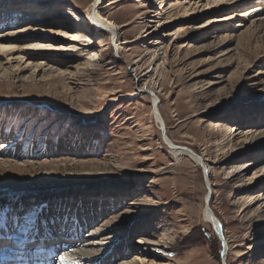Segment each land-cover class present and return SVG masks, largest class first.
<instances>
[{
	"label": "rangeland",
	"instance_id": "374dc122",
	"mask_svg": "<svg viewBox=\"0 0 264 264\" xmlns=\"http://www.w3.org/2000/svg\"><path fill=\"white\" fill-rule=\"evenodd\" d=\"M91 1L21 0L22 5H16L14 0H7L4 4L10 11L1 8L3 15L10 16L17 11L27 18L30 10L37 14L28 24L3 27L0 36L10 37L11 41L28 38L18 37L30 33L21 34L19 29L28 27L26 25H37L38 29L31 34L44 36L40 29H58L56 26L61 25V28L66 26L62 24L69 23L67 16L55 19L53 15L67 9L76 14L86 12ZM114 1L106 3L102 12L115 21L119 39H126L119 55L107 32L98 43L44 36L56 39L63 50L30 52V55L35 54L36 61L59 62L54 71L45 68L37 72L36 88L32 91L21 80L22 76L30 74V68L23 64L25 58L22 62L15 60L17 56L0 59L8 69L7 78L13 79L10 84L0 80V117H3L0 120V170L12 167L0 172V191L4 194L0 198V227L8 228L0 230L1 248H21L27 238L33 240L32 244H44L40 233L48 228L52 235L49 236L53 237L55 223L62 220L58 219L60 216L68 223L59 232L68 240L66 237L77 230L80 223L77 224V220L84 218L76 212V207H85L84 202L90 200L91 203H104L101 207L104 213L112 206L117 208L105 216L98 215L101 218L96 226H88L82 231L84 235L65 245L64 249L70 247V250L78 244L87 248L88 243L102 242L98 239L102 235L112 237L96 247L101 250L98 257L84 258L82 264H89L90 260L95 264H123L136 260L139 264H263L264 216L260 199L261 195L264 197V176L257 178L256 184L228 185L219 171L208 169L206 172L202 165L194 164L188 157L175 161L164 146L163 133L159 123L151 117L150 109L152 99L157 98L166 134L174 143L195 151L204 159L209 157L217 161L226 155L229 149L223 148V136L227 139L231 130L237 129L233 125L239 104H264V47L258 43V40L263 41V33L256 35L255 30L247 29L248 16H252L251 21L264 17V0L245 4L233 0L230 4L213 5L208 9H204L205 0ZM187 3L191 4L188 10L192 9L194 14L185 17L188 14L177 5L186 7ZM254 7L259 11L250 12L245 19L234 17L229 22L209 25L211 19L223 15L225 9H230V15ZM219 9L223 10L217 11ZM168 15L171 18L166 20ZM38 19H49V22L41 23ZM50 21L59 24L54 26ZM201 24L209 26L193 29ZM223 25L236 31L230 33L235 38L226 46L236 47L237 44L241 51L249 44L254 45L250 53H254V59H260H256L246 77L260 73L254 80L256 85L250 86L252 79H241L239 70L243 63L237 56L231 54L232 58L228 59L219 56L224 47L219 48L215 37L221 34L219 30ZM146 30L152 34L143 36ZM91 31L86 36L94 39ZM156 41L164 50L152 57L151 45ZM165 50L167 56L163 63ZM91 51H96L99 57L90 60ZM86 62L90 63L86 65ZM156 67L157 71L159 68L161 73L163 71V79L154 72ZM67 74L75 75L69 78ZM144 74L151 76L150 85L148 78L139 80ZM258 121L259 118L256 123ZM217 122L224 130L213 140L207 125ZM237 137L239 135H231V144ZM58 143L62 144L61 148L56 147ZM62 148L65 150L61 151ZM253 155L250 153L236 162H248L254 159ZM3 162L7 166H2ZM29 167L38 169V174L28 172ZM140 170L143 173L140 174ZM137 175H141L140 180ZM69 187L75 189L72 195L67 194ZM89 191L95 194L90 195ZM12 192L31 194V208L19 210ZM109 192L112 197H108ZM55 193L65 198L55 197L59 204L74 203L68 215L67 211L62 215L64 204L62 209L50 206L56 201L48 195ZM207 197L210 210L221 224L223 240L228 242V254L204 217ZM132 200L141 205H129ZM36 208L40 209V214L26 219ZM140 229L163 244V251H151V244H137L140 235L136 232ZM62 230L67 232L64 234ZM5 231L10 233L5 235ZM28 249H34V245ZM0 254L2 261L8 258V251H0Z\"/></svg>",
	"mask_w": 264,
	"mask_h": 264
},
{
	"label": "bare ground",
	"instance_id": "6f19581e",
	"mask_svg": "<svg viewBox=\"0 0 264 264\" xmlns=\"http://www.w3.org/2000/svg\"><path fill=\"white\" fill-rule=\"evenodd\" d=\"M36 1H38V2H42V1L50 2L51 0H36ZM116 1H119V0H116ZM116 1H114V2H116ZM231 1H233V0H205L204 1L205 2L204 9H206V8L208 9L210 6H211V8L214 6L215 7L220 6L223 3L224 4H230ZM249 1H254V0H240V2L244 3V4L249 2ZM5 2H7V0L6 1L0 0V6H3V7H5L4 9H7V11H10V9L6 6V4H4ZM14 3H16V5H22L21 0H14ZM106 3L110 4V3H112V0L110 2H108V0L107 1L106 0H93V1H91L90 5L88 6L86 12L81 11L77 14L74 12H72V13L69 12L70 11L69 9H67L65 11L62 10L61 12H59L60 14L53 15V18H55V17L60 18L63 16H67L71 21L69 20V23H66L64 25L62 24V26L66 25L65 27L59 28L61 25H58L59 24L58 22L50 21L51 25H54V26L58 25V26H56L58 29H54V28L53 29L50 28L49 30L48 29L47 30L46 29H44V30L40 29L39 31H41V33H43V35L47 36V37L48 36H55V37H59L62 39H69L72 42H76V41L84 42L83 40L85 39V41H87V42L94 41L95 43L101 42L100 40H101L102 34L107 32V34H109V39H110L111 45L114 48V51L117 53V55H119V52L121 51L120 46L126 39L125 38L119 39L120 38V36L118 34L119 28L117 27L115 21L111 17L105 15L102 12V8L106 5ZM9 4H11L10 1H9ZM162 4H163V2H161L160 5H162ZM187 5L188 6H186V7L181 6V5H179V6L177 5L178 9L180 8L183 11V13L188 14L185 17L191 16L192 14H194V12H192L193 11L192 9L188 10L191 7V4L187 3ZM222 10L223 9H219L217 11H222ZM30 11H31V13L29 14V16H27V18H26V16L23 15V13H20V12L18 14H14V15L12 14V16H10V17H9V15H7V13H4L3 18L0 20V28H3V27L8 28V26H12L14 24H18V26L28 24L29 22H31V20H32L31 18H33L32 16H35L37 14L36 12H34L32 10H30ZM229 11H230V9L223 10L222 12L224 14L221 16H218V17H213L211 19V22H209L210 23L209 25L214 26L215 24L217 25L219 23H224L227 21L229 22L234 17L245 19L246 16L250 15V12L252 13V12L259 11V9L257 7L255 9V7H254V8L249 9V10L239 11L238 14L236 13V14H230V15L228 14ZM214 13H215V11H214ZM251 17L248 16V18H247L249 20V22H248L249 25H248L247 29L255 30L254 32H256V35L263 33L262 38H264V17L261 18V20H252V21L250 20ZM166 18H167L166 20L170 19L171 15L170 16L168 15ZM36 21H37V19L35 20V22ZM38 21H40L41 23H44V22H49V19L48 20L38 19ZM35 22L33 21V24ZM160 22L161 21H159V24H160ZM70 25H71V27H70ZM207 25H204V24L203 25L202 24L197 25V26L193 27V29L194 30L195 29L196 30H202V29H205V27ZM26 26H28V27L19 29V30H21V34H23L24 32H30V33L25 34V35H20L18 37L22 36V37H28V38L11 41L10 37L6 38V37L0 36V44L9 45L14 49V51H11V52L0 53V59L4 56L8 57L10 59L14 58V56L15 57L16 56H23L25 58V61L23 62V64L26 63L27 66L30 68L29 69L30 74L27 76L26 75L22 76L21 80H22V83L28 84L29 90L32 91L33 89L36 88L35 81H36L37 72L41 71L43 69L45 70V68L49 72L54 71L53 69L55 67H57V65H59V62H54L52 60H47L46 62L36 61L35 54L30 55V52H34V53H41V52H50L51 53V52H54V53H56V52H62L63 47H62V45H58V43L56 42L57 41L56 39H48L50 37L46 38L42 35L31 34L32 32H35L38 29L37 25H35L33 27H31L30 25H26ZM228 26L227 25L221 26V29L219 30L221 32V34H217L215 37L217 39L218 46L220 45L219 48L224 47L223 51L220 50L221 53L219 56L221 58L224 57L227 59L234 57V55L237 56L238 60L240 59V61H242V63H243V65L240 67V70L238 69L240 72L241 79H243V81H245L247 79H252V81H251L252 83H250V86H254V85H256V81H254V80L255 79L257 80L260 73H258L257 74L258 76L256 75L255 77L252 76V77L248 78L246 76L249 74L250 70L254 66V62H256V59H260V58L257 57L254 59V53H252V54L250 53L251 48H254V45H252V44H249V46L248 47L246 46V48L244 47V50H241V51L239 50V46L237 44H236V47L226 46L232 42L233 38H235V36H233L230 33L236 32V31H231ZM239 26H241V25H239ZM72 27H74L75 29ZM122 27H125V25H123ZM92 28L94 31H91ZM187 28H190V27H186V29ZM90 31L94 35V39H92V38L89 39V37L86 36V33L88 34V33H90ZM148 33L149 32L147 30L144 31L143 36L147 35ZM151 34L152 33H149L147 36H150ZM178 34H181V32H178ZM239 40H240V38H239ZM258 43L260 44L261 47H264V39H263V41L258 40ZM23 45H24V47H23ZM30 45H43V47L32 48V47H29ZM160 45H161V43H159L157 41L155 42V44L151 45V50L153 52L152 57H154L155 54L158 53V51L164 50V49H161V47H159ZM147 49H149V48H147ZM166 53L167 52L165 50L163 53L165 58L161 59L163 63L166 60V56H167ZM91 54L92 55L89 56L90 60L99 57V54L96 53V51H91ZM229 55H231L232 57L231 56L229 57ZM157 57L158 56H156V58ZM156 58H154V60H156ZM15 60H18V59L15 58ZM23 60H18V62H22ZM139 61L141 62V60H139ZM89 63L90 62H86L85 64L88 65ZM163 63L161 65H163ZM134 65H137V64H134ZM75 71L78 72L79 69L75 68ZM154 72H156V73L158 72V76L163 79V77H164L163 71L161 73L160 68L157 71V67H156ZM7 74H8V69L4 68V66L2 65V63L0 61V80H2L3 82H8L10 84V81H12L13 79L7 78L8 77ZM148 74H144V75L140 76L141 78H139V80H142L143 78H148V80H150V81H148V85H150L151 84V76L150 75L147 76ZM67 75L69 76V78H72V75H75V74H72V75L67 74ZM145 84H147V83H145ZM145 84H143V86ZM209 85H212V83H210ZM142 89H143V87H142ZM145 89L148 90L150 88H145ZM150 90H152V89H150ZM156 99L157 98H153L151 101L152 102V106L150 109L151 117L153 118V120H155L157 123H159L158 124L159 128H161L160 130L163 133L162 140H163L164 146H166V148L173 155L175 161L180 160V157H188L194 164L202 165L203 169L206 172L208 171V169L211 171L212 170L219 171L220 173L223 174L222 180L225 181V183L228 185L240 184L241 186H243V185L246 186L245 183H247V185H251L253 183L256 184L257 181H255V180L257 178L261 177L262 175L264 176V113L262 114V111H264L263 110L264 104L260 105V103H257V104L244 105L242 103L243 104L242 106H241V103L239 104L240 109L238 110V112L236 114L235 123L233 125L234 127H237V129L236 130L232 129L231 130L232 134L231 133L228 134L227 139L225 136H223V141L225 142V145H223L224 146L223 148L227 147L229 149V152L226 155H224L221 159H218L216 161L215 159L214 160L209 159V157L208 158L205 157L206 159H204V156L196 153L193 150H190L189 148H187L185 146L178 145V144L174 143L167 136L166 125H165L163 117L159 111V103L160 102L158 103V101ZM258 118H259V121L256 123V119H258ZM162 122H163L164 126L162 125ZM207 127L211 128V130L209 132H210V135L212 136L213 140L217 137V135L219 134L220 131L222 132L224 130L221 123H218V122L215 123L214 125L209 123L207 125ZM246 128H247V130H246ZM231 135H235V136L239 135V137H237V141L233 142L234 144H231V141H232V139H230ZM61 146H62V144L58 143L56 147L61 148ZM64 150H65V148H62L61 151H64ZM250 153L254 154L253 155L254 159L249 160L248 162H245V160H243V161L240 160L241 162H236L238 160V158L245 159L247 157V155ZM3 163L4 164H2V166L3 165L7 166V164H5V162H3ZM27 165L30 166L29 164H27ZM212 165H215V166H212ZM4 168H6V169H4L3 171L0 170V172L4 173L8 170V168L12 169V167H8V168L4 167ZM28 169H29L28 172L32 173L33 175L38 174V172H37L38 169L35 170L33 167H29ZM64 170H66V169H64ZM96 171H98V170H96ZM251 171H253V173H252V176L249 178L248 175ZM67 172L70 173L69 170H67ZM138 172L141 174V173H143V170H140ZM95 173H97V172H95ZM61 174H62V172H61ZM140 177H141V175L136 176V178H138L139 180L141 179ZM247 177H248L247 182H245V179ZM208 180H209V183L211 185L209 177H208ZM69 188H67V189H69L67 191L68 192L67 194L72 195L75 192V189L72 187H69ZM12 193L13 194L15 193L14 195L12 194L13 196H15V198L13 200H18L17 201L18 203L15 202V205L18 206L19 210L23 211V210H25V208L29 209L31 207V204H30L32 201V199L30 198L31 194L28 196V193H17V192H12ZM89 193H90V195L95 194V193L93 194V191H89ZM10 194H11V192H10ZM3 195H4L3 191H0V198H2ZM57 195H58V193H55V194L48 195V197L50 199L52 197H54V198L58 197L60 199H65L64 197H59ZM87 195H88V193H87ZM112 196H113V194H111L109 192L108 197H112ZM36 197H38V196H36ZM261 197L262 198L260 199V201H262V204L260 207L262 210V214L264 216V197H263V195H261ZM29 198L31 200H27ZM39 198L41 199L42 197L40 196L37 199H39ZM70 198H73V196ZM209 200L210 199L207 197L206 202H207V207L209 210L207 208L204 209V217H205L207 222H210L213 218H215L216 221L220 224L219 220L217 219V217L215 216L213 211L210 210V208H209V203H208ZM53 201L51 202V205H50L52 208L56 209V208H58V206H61L60 209H62L63 208L62 204H64L66 206L67 209L66 208L64 209L65 211L63 212L62 215H64V213L68 209L70 212L71 211L70 210L71 204H74V203H64V202L59 204V202L56 201V198H55V201H56V202H54V203H56V205H55L53 203ZM84 204H85L84 205L85 207H83V205H81V206L79 205L80 207H76V209H77L76 212L78 214L81 213L84 218L81 220L80 219L77 220V224L79 222L80 223L77 225V230L73 231V234L71 235V237L69 239H75L77 237L80 238L82 235H84L82 231L85 230L88 226H91V225L96 226V221L99 218H101L98 215L103 214V216H105V215H107V213L109 211H112L113 209L117 208V206H112L107 211L105 210V213H104V210L102 212V209H101V207H102V205H104V203H93V202L91 203V201L89 200V201H85ZM129 205L138 207L141 204L137 203V201H135V200L134 201L132 200L129 203ZM61 218H62L61 221L59 220L57 223H55L54 230H55L57 235H56L55 240L52 239V240H54V242L51 243V247L47 248L46 251L43 252L42 255L40 254V252H39V254H37V251L33 254H30L31 264H46V263L58 264V258L60 255H62V252H66L65 255H67L70 259L78 260L79 264H82L81 263L82 259L94 258L98 254H100V251H101V250L99 251V249H97V248H99L105 242H109V240H112L111 239L112 237L110 238L109 235L106 234L105 236L102 235L101 236L102 238H98L102 242H99V240L93 241L92 243H88L87 248H86V246H82V245L78 244L75 246V248H73L71 250H70V247L67 249H64V247L67 244L69 239L66 240L65 237L63 236V234H60L59 231H60V229L65 228L66 227L65 224H67L68 222H67V220L64 219V216H60L58 219H61ZM51 220H53V219H51ZM17 221H20V220L17 219ZM145 221L146 220L142 221L141 224L143 225L145 223ZM4 228H6V227L2 226V227H0V230L4 229ZM6 229H8V228H6ZM98 231H99V229H98ZM98 231L95 234H97ZM6 233L9 234L10 231H7ZM136 233L140 235V237H139L140 239H139V242L137 244H144V243L145 244H151V245H153V248L151 249V251H153V250H162L163 251V249H164L163 244L161 245V244H159V242L153 240L150 236H148L147 232H145L143 229L137 230ZM5 239L9 240L10 238L5 237ZM75 241L76 240H74V241L72 240L70 242L74 243ZM23 243H24V245H23L24 248L27 246V250H25V251H22V246H21V248H16V249H10V248L6 249V248H1V246H0V251H8V253H12V255L8 256V258H6L0 264H22V263L27 262L28 260L25 257L20 259L19 254H22L21 252H23V254H24L28 251H31L28 249V246L30 247V245H33L32 244L33 240H30V238H27L23 241ZM224 244H225L224 248L227 249V254H228V249H229L228 245H227L228 242L225 243V241H224ZM39 249H42V247ZM35 257H37V258H35ZM141 262H143V261H141ZM89 264H95V263L92 262V260H90ZM123 264H139V261L136 260V261L126 262ZM149 264H154V263L151 262Z\"/></svg>",
	"mask_w": 264,
	"mask_h": 264
},
{
	"label": "snow or ice",
	"instance_id": "6c2138e0",
	"mask_svg": "<svg viewBox=\"0 0 264 264\" xmlns=\"http://www.w3.org/2000/svg\"><path fill=\"white\" fill-rule=\"evenodd\" d=\"M29 47L39 48V47H43V45H30ZM11 51H14V49L11 46L6 44H0V53L11 52ZM16 59L23 60L24 57L17 56ZM39 214H40L39 208L33 209L30 216L26 217V219H31L32 217H35ZM58 264H79V261L75 259H70L67 255L62 254L58 258Z\"/></svg>",
	"mask_w": 264,
	"mask_h": 264
},
{
	"label": "water",
	"instance_id": "95a60500",
	"mask_svg": "<svg viewBox=\"0 0 264 264\" xmlns=\"http://www.w3.org/2000/svg\"><path fill=\"white\" fill-rule=\"evenodd\" d=\"M206 208L208 209L207 202H206ZM208 223H210L212 225V228H213L214 232L216 233L217 237L221 240V242L223 243V246H225L224 240H223V236H222V227H221V225L216 221L215 218H213Z\"/></svg>",
	"mask_w": 264,
	"mask_h": 264
},
{
	"label": "trees",
	"instance_id": "16d2710c",
	"mask_svg": "<svg viewBox=\"0 0 264 264\" xmlns=\"http://www.w3.org/2000/svg\"><path fill=\"white\" fill-rule=\"evenodd\" d=\"M0 115H2V114H1V112H0ZM7 116H11V115H10V114H8Z\"/></svg>",
	"mask_w": 264,
	"mask_h": 264
}]
</instances>
